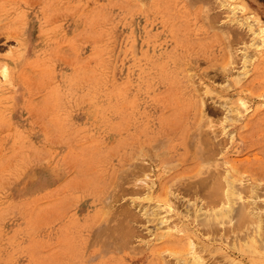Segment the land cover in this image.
Wrapping results in <instances>:
<instances>
[{
  "label": "rangeland",
  "instance_id": "374dc122",
  "mask_svg": "<svg viewBox=\"0 0 264 264\" xmlns=\"http://www.w3.org/2000/svg\"><path fill=\"white\" fill-rule=\"evenodd\" d=\"M260 28L264 0H0V264H264Z\"/></svg>",
  "mask_w": 264,
  "mask_h": 264
},
{
  "label": "bare ground",
  "instance_id": "6f19581e",
  "mask_svg": "<svg viewBox=\"0 0 264 264\" xmlns=\"http://www.w3.org/2000/svg\"><path fill=\"white\" fill-rule=\"evenodd\" d=\"M263 31H264L263 28H260V29H259V33L262 34ZM261 39H262V38H261ZM226 62H227V61H226ZM3 72L5 73V70H3ZM206 139H207V138H206ZM210 143H211V142H210ZM211 146H212V145H211ZM213 147H214V146H213ZM213 147H212V148H213ZM211 151H212V150H211ZM211 151H210V152H211ZM210 154H211V153H210ZM212 154H213V152H212ZM210 156H211V155H210ZM212 159H213V158H212ZM215 163H216V161H215ZM215 163H214V164H215ZM216 164H217V163H216ZM214 166H216V165H214ZM139 168H140V167H139ZM215 172H216V171H215ZM215 177H216V176H215ZM215 179H217V178H215ZM211 181H212V180H211ZM239 182H240V181H239ZM199 184H200V183H199ZM220 185H221V182H220ZM217 186H218V185H217ZM218 187H219V186H218ZM230 187H231V186H230ZM210 188H211V187H210ZM228 188H229V187H228ZM248 188H250V187H248ZM193 189H194V188H193ZM221 189H222V188H221ZM245 189H246V188H245ZM248 190H249V189H248ZM216 191H218V190H216ZM220 192H222V191L220 190ZM244 192H245V191H244ZM165 194H166V193H165ZM211 194H212V193H211ZM217 194H218V193H217ZM218 195H219V194H218ZM220 196H221V195H220ZM220 196H219V197H220ZM215 197H216V196H215ZM237 197H238V196H237ZM241 197H242V196H241ZM221 198H222V196H221ZM238 198H239V197H238ZM224 200H225V199H224ZM224 200H223V202H224ZM215 201H216V200H215ZM224 203H225V202H224ZM249 203H250V202H249ZM213 204H214V203H213ZM246 204H247V203H246ZM227 206H229V205H227ZM227 206H226V208H229V207H227ZM244 208H245V207H244ZM248 208H249V207H248ZM243 210H244V209H243ZM128 211H129V210H128ZM122 212H124V211H122ZM242 212H243V211H242ZM254 212H255V210H254ZM129 213H131V212H129ZM243 213H244V212H243ZM249 213H250V212H249ZM125 214H126V213H125ZM247 215H248V214H247V212H246V216H247ZM249 216H250V218H251V215H249ZM130 217H131V216H130ZM243 217H244V216H243ZM250 218H249V219H250ZM253 218H254V217H253ZM260 218H261V216H260ZM249 219H247V220H249ZM254 219H255V218H254ZM244 220H245V219H244ZM261 220H262V219H261ZM123 221H124V220H123ZM245 221H246V220H245ZM252 221H253V220H252ZM262 221H263V220H262ZM242 222H243V221H242ZM249 222H251V220H250ZM122 224H123V223H122ZM250 225H251V224H250ZM263 225H264V224H263ZM263 225H262V226H263ZM246 226H247V225H246ZM173 227H174V226H173ZM170 230H171V229H170ZM178 230H179V229H178ZM238 231H239V230H238ZM261 232H262V231H261ZM260 235H261V234H260ZM258 236H259V233H258ZM260 238H261V237H260ZM263 238H264V237H263ZM190 241H191V240H190ZM191 244H192V243H191ZM191 244H189V245H191ZM263 244H264V242H263ZM191 246H192V245H191ZM188 247H189V246H188ZM181 248H182V247H181ZM195 248H196V247H195ZM164 249H165V248H164ZM193 249H194V248H193ZM186 250H187V249H186ZM188 251H190V250H188ZM187 253H188V252H187ZM194 253H195V252H194ZM189 255H190V254H189ZM192 256H193V257L191 258L192 260H193V259L195 260V258H198L197 261H200V260H201V259L199 260V257H195L194 254H193ZM202 257H203V256H202ZM202 257H201V258H202ZM202 259H203V258H202ZM164 261H165V260H164ZM196 263H197V262H196ZM196 263H193V262L191 261V264H196ZM198 263H199V262H198ZM203 263H204V262H203ZM165 264H166V263H165ZM199 264H200V263H199ZM201 264H202V261H201Z\"/></svg>",
  "mask_w": 264,
  "mask_h": 264
}]
</instances>
